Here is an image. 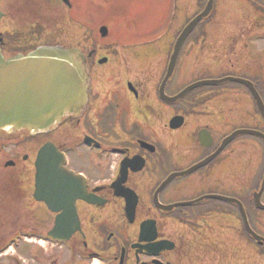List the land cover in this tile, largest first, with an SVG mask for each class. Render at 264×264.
<instances>
[{
	"label": "flooded vegetation",
	"instance_id": "obj_1",
	"mask_svg": "<svg viewBox=\"0 0 264 264\" xmlns=\"http://www.w3.org/2000/svg\"><path fill=\"white\" fill-rule=\"evenodd\" d=\"M149 2L151 8L140 7L147 21L149 12L156 14L160 25L149 28L156 32L165 23L164 0ZM219 3L215 0L210 17L197 29L219 12ZM226 3L230 16L246 8V20L239 30H230L243 22L232 17L222 44H209L222 46L219 75L195 81L230 79L171 101L181 88L174 72L160 90L167 66L157 60L160 48L134 46L136 58L129 60L109 48L100 57L95 48H86L100 46L102 25L111 33L117 0H0V63L41 46L77 47L92 74L90 101L81 117L45 134L0 132V264H212L203 226L212 217H227L229 203L207 196L243 201L244 188L237 178L230 182L229 174L237 176L244 159L260 150L259 140L264 143L257 136H239L208 162L233 131L264 129V0L221 1ZM101 11L109 13L99 23ZM86 18L93 22L87 28L92 33L85 32ZM143 71L147 74L133 80L132 73ZM96 75L115 76L113 87L105 91ZM205 88L210 90L200 91ZM216 92L221 94L213 96ZM178 117L184 122L172 127ZM46 144L65 153L62 173L75 181L57 179L67 185L56 190L47 180L50 187L37 193V160ZM245 209L253 220L246 203ZM227 254L222 252L223 264Z\"/></svg>",
	"mask_w": 264,
	"mask_h": 264
},
{
	"label": "rangeland",
	"instance_id": "obj_2",
	"mask_svg": "<svg viewBox=\"0 0 264 264\" xmlns=\"http://www.w3.org/2000/svg\"><path fill=\"white\" fill-rule=\"evenodd\" d=\"M145 1L142 3V0H139L137 4L139 6L136 8L134 7L131 11H129L128 7H131L129 6V3L134 2V0H117V4L115 6L117 11H114V17H116L117 22L115 24L111 23V33H109V36L105 39L100 36V46H86V48H95L97 50L96 54H98L99 57L100 55H106V48H109L113 52L120 53L125 60H129L136 58V52L134 54L135 50H131L134 46L136 49H141L143 46H154L153 48H160L157 60H159L160 64L164 63L167 65L175 36H177V28L182 25L185 19L188 21V18H192L199 11H201L206 1L164 0L165 23L162 28L156 30V32L150 31L149 28H151V26H159L160 23L155 17L156 14H150V10H147L149 12V19L148 21L146 20V16L148 14H146L144 7L146 6V8H151L148 4L151 5L152 2H149L151 0H148V2L145 3ZM221 1L222 0H220V6L217 9L219 12H217L211 20L200 26V28L193 33L182 50L177 71L174 76L175 85L181 89L201 77L206 78L211 74L216 75V73L219 72L218 70H220L221 67H219L220 61L218 60L222 58V56H220L222 54V46H209V44H222V39L225 31L227 30V25L231 21L232 17L234 19L238 18V22H243H241L239 26L237 22L234 23L232 28H229L230 30H239V27H242L246 20H242V12H244L246 8L241 6L242 9H239L240 13L238 15L230 16V13L226 11V6L231 2L222 6ZM144 3L145 5H143ZM176 4L179 6H186L187 9L179 12L178 5ZM242 4L246 5L245 3ZM140 5H143L144 7L141 8ZM108 13L109 12L106 11L97 13V16L99 15L98 18L100 19L99 23L103 21V18L107 19L106 16H108ZM88 21L92 22L90 19L86 18V34L88 31L89 33H92L87 29L88 25H91ZM170 32H174V34ZM137 56L141 57V55ZM212 60L216 61L212 62L214 65L211 66L210 62ZM138 63L141 64V61H138ZM154 63L156 64V61ZM154 63L152 65H154ZM140 73H142L140 76H143L144 74H147V71L132 73L131 77H133V80L134 77L137 78L139 76L137 74ZM97 74H99V72H97ZM96 79L99 81L98 84L100 82L105 83L106 86L103 85V89L105 91L110 90L108 88H112L115 83V76L108 80H102V77L96 75ZM204 90H210V88L201 89L200 91ZM220 94V92H216L213 93V96H218ZM192 96L193 94L188 95L187 99H191ZM215 105L220 106V104L217 103ZM261 125L263 126V122ZM227 129L228 131H232L234 127L231 124H228ZM60 135L61 134L58 133L54 135V137L59 139L61 138ZM243 138H250V140L254 139L250 136L241 137V139ZM260 148L261 149L258 152H255L256 158L254 159V163L248 166L247 173H238V171H242L243 169L237 168L236 175L238 177L234 175L235 173L229 174V179L231 175L233 176V179H230L229 181L236 182L234 179H239L238 183L245 186L244 193L246 191L247 196L249 195L250 197L258 186L256 181L262 174V170H264V147L261 145ZM246 160L247 159H244V164H246ZM238 166L242 167V164H239ZM247 205H249L250 208L253 206L251 201L248 202ZM228 210L229 215L227 217H212L211 220L203 226L205 232L202 236H204V239L208 242V244H211L212 264H223L222 252L224 250H227L228 253V264H264V247H258L256 244L253 245L251 239L247 236L245 231H243V226L241 227V223L238 220L239 217L234 215L237 209H235L234 206L228 205ZM252 219L254 224H256L255 227L257 231L264 236V213H252ZM197 235L199 236L198 233Z\"/></svg>",
	"mask_w": 264,
	"mask_h": 264
},
{
	"label": "water",
	"instance_id": "obj_3",
	"mask_svg": "<svg viewBox=\"0 0 264 264\" xmlns=\"http://www.w3.org/2000/svg\"><path fill=\"white\" fill-rule=\"evenodd\" d=\"M213 1L209 0L204 12L181 34L171 57L166 79L173 72L187 36L201 19L210 14ZM203 83L213 82L196 83L181 95ZM87 96L88 75L85 57L76 49H66L62 46L41 47L28 56H19L0 66V130L10 127L31 132L46 131L59 123L64 116L81 113L86 105ZM44 155L43 151L42 160ZM45 171L43 169L41 174L45 175ZM262 192L263 189L256 195V200L258 206L264 208L260 202ZM240 206L244 213L243 205ZM245 220L248 232L259 243L264 244V237L251 229L246 216Z\"/></svg>",
	"mask_w": 264,
	"mask_h": 264
}]
</instances>
